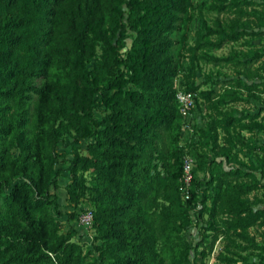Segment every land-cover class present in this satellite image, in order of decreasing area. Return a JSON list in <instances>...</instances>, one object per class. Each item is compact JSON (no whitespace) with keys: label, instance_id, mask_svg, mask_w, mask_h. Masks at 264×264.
I'll return each instance as SVG.
<instances>
[{"label":"trees","instance_id":"trees-1","mask_svg":"<svg viewBox=\"0 0 264 264\" xmlns=\"http://www.w3.org/2000/svg\"><path fill=\"white\" fill-rule=\"evenodd\" d=\"M239 5L211 0L206 6L238 14ZM192 10V0H0V264H195L197 248L184 232L199 194L200 215L211 218L205 229L215 232L210 245L221 234L226 239L219 259L229 264L234 254L256 264L240 252L264 251V182L244 164L223 167L218 129L229 143L236 125L264 133L258 114L223 113L204 123L193 143L190 198L180 190L185 149L175 80L184 68L174 35L186 38ZM249 15L264 26V12ZM204 29L188 49L192 63L228 60L198 51L254 33L239 14L228 26L217 18ZM250 61L264 72V51ZM181 81L218 115L226 96L238 100L231 88L218 94ZM236 84L252 90L257 83ZM99 108L104 113L96 118ZM65 135L74 143L87 140L86 154L72 150L65 188L71 206L86 200L93 211L88 247L75 240L74 227L61 232L52 212L60 214L50 190L64 170L56 167L55 147ZM236 139L248 144L242 135ZM200 172L212 175L203 188ZM258 191L261 197L250 196ZM258 203L263 206L255 208ZM253 227L261 229L259 242Z\"/></svg>","mask_w":264,"mask_h":264},{"label":"rangeland","instance_id":"rangeland-1","mask_svg":"<svg viewBox=\"0 0 264 264\" xmlns=\"http://www.w3.org/2000/svg\"><path fill=\"white\" fill-rule=\"evenodd\" d=\"M210 1L211 0H192L193 18L188 24L186 38L182 39V32L175 33L174 35L177 41L176 50L181 57L182 67L184 68L177 79L188 80L190 83H193V85H196L199 91L215 88L218 94H225L226 90L231 88L230 90H236L235 96L238 97V100L233 101L232 97L226 96L227 102L220 105L219 108L221 112L220 115L211 107V103L202 102L200 100V102L198 101L197 108L193 110V119L196 124L198 123L201 126L214 118L220 120V118L223 117V113H233L234 115L242 117L258 114V120H264V72L261 71L259 62L252 63L250 61L253 58L254 52L264 51V26L257 27L255 25L257 17L249 15L254 11L258 13L264 12V0H238L240 1L239 8H241L240 10L238 9L240 21L242 24H246V26L250 27V31L254 32L253 35H247L236 42H228L219 49L210 50L207 47H202L198 51V55L207 50L214 56L228 60H224L218 64L204 63L198 60H196V63H192L188 49L194 47L198 43L201 35L205 34L204 26H214V21L217 18L222 21L224 26H228L231 19L238 15L234 13L235 9L223 13L209 10L206 5H208ZM256 32L259 33L257 34ZM204 41H201V45ZM192 68L196 71L194 75L189 73ZM240 79H243L244 82H256L257 84L252 90H248L245 87H237L236 83ZM103 113L101 108L96 109L95 117L100 118ZM248 122L249 118L247 117L242 121V123L245 124ZM218 131V143L221 147L225 148L221 152L224 154L222 157L225 160V163H222L223 167H239L240 164H244L245 167L243 168L253 170L257 177L264 182V152L260 150V146L264 145V133L258 131L250 133L246 130H241V128L236 125L229 130V135L232 139V142L229 143L226 132L220 128ZM237 135L244 136L248 144L243 145L239 143L236 139ZM183 136L182 134L181 144L183 142ZM195 139H199V132L195 134ZM86 145L87 140L74 143L70 135H65L58 143L55 147V155L57 158L56 167H63L64 170L62 174L58 176L56 186H52L50 191L54 197H56L55 204L58 206L60 214L54 211L52 212L60 221L61 232H67L71 226L74 227L77 230L75 240L80 241L84 246L88 247L91 246L93 242V228L81 227L77 220V215L81 209H90V205L86 200H83L76 208L71 206L67 200L65 188V185L70 179V175L66 169L69 166L70 160L73 158L72 150L77 147L81 153L86 154ZM209 154L211 156L214 155L212 151H210ZM198 176L203 182L201 185L203 188L206 181L209 180L212 175L200 172ZM209 190L214 196L216 192L214 187H209ZM201 192L202 191H200V193ZM256 195L261 197L262 192L258 191L250 194L252 198ZM200 198L201 196L199 194L196 200L193 199L191 203L189 202L191 222L184 232L185 237L197 248V260L195 264H227L218 257L221 252H224L225 236L224 234L219 235L217 239H215L213 245H210L215 232L205 229L211 218L208 213L200 215ZM55 204H53L52 209ZM206 204L209 205L210 200L207 201ZM262 206L263 203H258L255 205V208ZM71 213H74L73 217H70ZM223 218H225L223 215L217 217L220 224H223ZM260 231L261 229L257 227H253L249 230L250 234L256 238L257 242L260 241ZM204 235L206 236V240H203ZM201 251L204 252V254H201ZM192 253L190 254L191 257L193 256ZM240 253L250 262H255L256 264L261 263L264 258V251L253 248L241 251ZM229 257L232 259L229 264H242L241 259L237 255L229 254Z\"/></svg>","mask_w":264,"mask_h":264},{"label":"built area","instance_id":"built-area-1","mask_svg":"<svg viewBox=\"0 0 264 264\" xmlns=\"http://www.w3.org/2000/svg\"><path fill=\"white\" fill-rule=\"evenodd\" d=\"M176 87V101L178 103L179 111L182 115L181 131L183 136L182 146L185 149V153L182 158V175L180 178V190L182 192L184 200L190 198V192L192 189V182L194 179V166L195 155L193 149V142L195 134L199 132L201 125L196 124L193 119V110L197 108L198 94L196 91L187 90L184 82L179 79L175 80ZM77 220L81 227L92 228L94 221V214L91 209L80 212L77 216Z\"/></svg>","mask_w":264,"mask_h":264}]
</instances>
